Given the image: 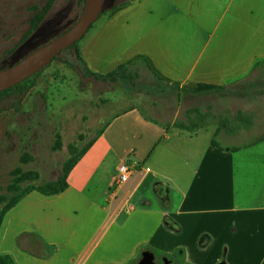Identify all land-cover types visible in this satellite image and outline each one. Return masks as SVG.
<instances>
[{
	"label": "crops",
	"instance_id": "1",
	"mask_svg": "<svg viewBox=\"0 0 264 264\" xmlns=\"http://www.w3.org/2000/svg\"><path fill=\"white\" fill-rule=\"evenodd\" d=\"M162 5L133 0L106 14L80 41L83 65L107 75L147 60L180 94L207 84L226 87L216 94L224 95L261 77L264 100V0H182L176 21L165 11L172 5ZM160 9L167 22L153 17ZM254 107L214 113L251 119ZM146 117L137 106L118 112L65 192H32L9 211L0 255L16 264H137L146 251L174 257L183 250L184 264H264V141L227 145L241 129L222 133L219 149L216 122L190 133ZM123 163L131 176L115 185Z\"/></svg>",
	"mask_w": 264,
	"mask_h": 264
},
{
	"label": "rangeland",
	"instance_id": "2",
	"mask_svg": "<svg viewBox=\"0 0 264 264\" xmlns=\"http://www.w3.org/2000/svg\"><path fill=\"white\" fill-rule=\"evenodd\" d=\"M125 1L128 0H114L113 5ZM152 1L158 8L163 7L162 3H170L171 8L165 11L175 21L183 14L182 0ZM46 2L0 0V65L16 59L17 50L29 41L24 42V37L35 15L34 7L41 8ZM83 11L84 6L79 0H57L41 25L39 40L33 41L31 49L70 29ZM165 11H153L152 15L158 22H167ZM108 13H102L95 24L103 21ZM196 19V13L190 12L191 33L198 29ZM130 72L133 74L131 81L97 80L89 75L75 52L68 50L41 72L35 87L25 95L15 92L3 97L0 100V197L8 195L11 172L18 166L38 171L41 175L38 183L56 180L63 162L70 156L69 145L84 146L118 112L130 106H137L147 117L167 124L176 118L186 121V114L194 113L196 109L216 113L230 109L234 112L253 104V126L243 127L242 133L230 137L226 143L242 146L264 137V113L260 110L264 101L261 100V77L239 82L224 95H194L180 94L176 88L157 80L142 62L136 63ZM57 134L62 136L61 151L53 149ZM80 136L84 140H80ZM25 153L31 154L34 161L21 164ZM160 255L161 252H157L156 264H184V258L179 254L174 257Z\"/></svg>",
	"mask_w": 264,
	"mask_h": 264
},
{
	"label": "trees",
	"instance_id": "3",
	"mask_svg": "<svg viewBox=\"0 0 264 264\" xmlns=\"http://www.w3.org/2000/svg\"><path fill=\"white\" fill-rule=\"evenodd\" d=\"M57 0H47L46 4L39 8L34 7L35 15L32 18L30 22V28L27 32V34L24 37V42L27 40L34 38H37L39 36V31L41 30V25L43 24L46 16L51 11L54 3ZM133 0H128L125 2H122L120 4L112 5L111 8H109L106 11H112L117 9L119 6H126L130 4ZM80 4L85 7L86 0H79ZM104 11L103 13H105ZM40 37V36H39ZM39 40V39H38ZM43 43L37 45L35 48L49 42V41H42ZM72 50L75 52L76 57L79 61L83 62V59L80 55V49L77 43L70 47L69 49L65 50ZM63 51V53L65 52ZM58 57V56H57ZM56 57V58H57ZM56 58L54 60H56ZM53 60V61H54ZM138 62H142L143 64L147 65L149 71L152 73V75L159 81L166 82L163 78H161L158 74H156L153 69L149 66V63L147 60H139ZM120 65L117 67L114 71L107 75L93 73L90 71L87 67H85L86 71L94 77L97 80H106L111 83H118L121 80H132L133 74H131L130 70L133 66L136 65ZM13 63L11 60L7 62L6 64L0 65V70L7 68L11 66ZM45 70V69H44ZM43 72V70L41 71ZM39 72L38 74L34 75L33 77L29 78L28 80L0 93V100L8 96L12 93L19 92L22 95H25L29 90L35 87L36 85V79L41 74ZM176 87V86H172ZM226 90V87L223 86H215V85H207V84H200L198 85L194 90H184L185 92L189 94L194 95H209V94H217L221 93ZM186 121H183L181 119H176L175 121L167 124H162L159 121L148 118L146 119L156 122L158 124H162V126L165 129H169L171 127L176 129H181L188 131L190 133H194L204 127L205 125H208L210 123L216 122L219 125L217 135L215 139L213 140V145L219 149H223V146L221 145L220 135L222 133H225L227 135H232L238 133L243 127L249 128L253 126V122L250 118H247L244 113L241 111L233 114L232 116H229L228 113H219L216 114L213 111L209 110L207 112H202L198 109L195 110L194 113L186 114L185 116ZM105 127L100 129L95 137H93L91 140H89L84 146H78L76 144H70L69 145V158L63 162L62 170L60 176L56 180L47 181L44 183H38L41 179V175L36 170H24L21 166H18L16 169H14L11 172V181L9 185L7 186L8 195H4L0 197V229L3 224V221L5 219V216L9 211H11L14 207H16L25 197H27L32 192H38L44 196H55L59 195L67 190L69 187L68 178L71 173V171L74 169V167L78 164V162L83 158V156L88 152V150L92 147L93 143L96 141L98 137L102 135L104 132ZM80 140H84L83 136H80ZM260 141H264V137L251 142L249 144H246L248 146L254 145ZM63 148V142H62V136L60 134H57V139L55 146L53 147L54 151H61ZM241 147H234L232 148L233 151L238 150ZM34 161V158L31 154L25 153L21 160V164H28ZM165 225L167 228L174 232H179L180 227L178 224H176L171 218L166 217L165 218ZM183 257V250L179 251L178 253ZM0 264H16L14 259L10 255H0ZM220 264H226L225 261L221 262Z\"/></svg>",
	"mask_w": 264,
	"mask_h": 264
},
{
	"label": "water",
	"instance_id": "4",
	"mask_svg": "<svg viewBox=\"0 0 264 264\" xmlns=\"http://www.w3.org/2000/svg\"><path fill=\"white\" fill-rule=\"evenodd\" d=\"M114 0H86L80 19L70 29L49 42L31 49L33 39L16 52L13 64L0 70V93L4 92L44 70L63 51L81 41L100 15L111 8ZM137 264H156V256L146 251Z\"/></svg>",
	"mask_w": 264,
	"mask_h": 264
},
{
	"label": "built area",
	"instance_id": "5",
	"mask_svg": "<svg viewBox=\"0 0 264 264\" xmlns=\"http://www.w3.org/2000/svg\"><path fill=\"white\" fill-rule=\"evenodd\" d=\"M131 176V167L127 164H122L119 167L118 170V176L114 182L115 185H121L124 184L125 182H127L129 180Z\"/></svg>",
	"mask_w": 264,
	"mask_h": 264
},
{
	"label": "flooded vegetation",
	"instance_id": "6",
	"mask_svg": "<svg viewBox=\"0 0 264 264\" xmlns=\"http://www.w3.org/2000/svg\"><path fill=\"white\" fill-rule=\"evenodd\" d=\"M39 39V36H37V38H34L33 41L37 42ZM14 62V60L12 61V63Z\"/></svg>",
	"mask_w": 264,
	"mask_h": 264
}]
</instances>
